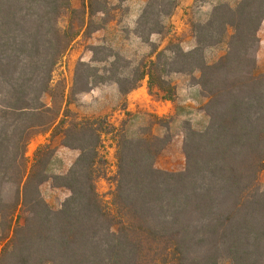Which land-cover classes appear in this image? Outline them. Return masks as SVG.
Masks as SVG:
<instances>
[{"label": "trees", "instance_id": "trees-1", "mask_svg": "<svg viewBox=\"0 0 264 264\" xmlns=\"http://www.w3.org/2000/svg\"><path fill=\"white\" fill-rule=\"evenodd\" d=\"M108 4L87 0L76 9L72 0H0V264H264V72L257 63L264 0L218 3L192 25L193 49L171 43L129 87L114 81L128 94L148 77L149 94L156 90L168 101L177 94L173 75L200 87L208 124L196 130L186 123V164L177 172L156 166L171 136L141 130L130 137L106 120L68 121L71 96L109 81L96 58L99 46L91 63H78L70 95L56 105L57 67L76 37L111 22ZM177 4L148 0L138 37L161 34V19ZM76 13L77 24L71 18L61 25ZM218 47L223 53L210 62L208 50ZM51 128L80 152L65 173L48 169L51 143L40 145L29 164L30 141ZM114 132L117 170L106 203L97 189L101 136ZM47 181L71 193L58 210L42 197Z\"/></svg>", "mask_w": 264, "mask_h": 264}, {"label": "rangeland", "instance_id": "rangeland-1", "mask_svg": "<svg viewBox=\"0 0 264 264\" xmlns=\"http://www.w3.org/2000/svg\"><path fill=\"white\" fill-rule=\"evenodd\" d=\"M81 1L83 0H74V4L80 5ZM133 1L134 0H109L107 18L111 19L112 22L117 16L120 17V25L118 27L109 28L104 36H102L103 32L100 31L90 37L84 36L83 33L76 37L72 48L63 57L61 64L55 71L53 85L55 88L56 105L58 106L61 104L64 95H70L78 63H91L94 57L92 47L99 46L100 49L103 50L99 49V51H97L96 58L104 60V62L100 64V67L105 68L103 73L109 81L105 84L95 86L94 89L96 92L94 94L90 93V90L89 92L71 96L70 99L72 103L69 107L70 119L68 121L90 119L97 120L98 122L106 120L116 128L123 130V132L130 137L139 135L141 130L152 131L158 136H171L172 142L159 155L156 166L162 170L173 172L182 171L186 164L183 152L186 123L189 121L191 126L196 130L203 129L201 127L203 119L199 115V112L197 111V114L191 116V118H186L181 114H171L167 107L156 103V101H161L159 98L161 94H157L156 90H154L153 95L149 94L148 91L149 97H146L143 104L138 105L136 111L129 112L126 110L131 105V100L128 97L129 93L122 94L118 84L114 82L115 80H120L124 88L129 87L143 72L145 65L156 58L159 51L171 43L181 44L179 38L175 34L170 35L172 27L169 25L167 18L161 19V22L163 21V24L161 23L163 27L161 34L155 33L151 35L148 40L139 38L136 34L140 30L137 24L138 22L134 23L133 18H130L129 13H127ZM196 1V5L199 8L198 11H195L191 19V30L194 23L205 21L209 17L210 14L205 17L207 9L213 8L218 3H226L234 6L240 0ZM82 7L83 5L78 9ZM80 17V13H76L73 17L65 16L62 19L61 25H68L71 18H73L74 22L77 24ZM124 17L125 19H123ZM111 22L108 26L111 25ZM146 30H144L143 33L147 35L148 31ZM259 35L264 38L263 31L258 32V36ZM222 53L223 47L210 49L207 52L208 60L212 62ZM171 80L177 85L183 82L190 83L191 77L178 74L171 76ZM141 82L139 86H141ZM82 85L83 84H80L78 88H82ZM85 93L89 94L87 98L83 96ZM45 101L50 104V96H46ZM51 116L52 115H49L48 117L50 118ZM97 124H99V122ZM103 128H105L106 131L110 130L109 127L103 126ZM35 140L36 138L34 137V139L30 141L27 149V157L30 165H32L34 154L39 147L36 146ZM51 145L54 149V154L48 169L53 175L60 174L62 172L59 167H62V165L59 162L61 161L62 164H64L72 161L74 163L80 152L79 150L70 151L68 149H63L57 142L51 143ZM75 153L76 155L78 153L77 157H75ZM100 153L103 157V162L98 166L97 173L99 179L97 181V189L103 196L104 201L110 203L111 194L114 191L112 179L117 170V142L115 140V132L102 134ZM113 171L115 172L113 173ZM260 179L261 187L264 189V169ZM40 190L44 200L54 210L60 209L64 201L71 194L66 188L53 186L52 181L43 183ZM25 216V210L21 209L16 216L17 223L22 224L25 220ZM4 235V232H0V238ZM12 236L13 234L11 233L8 239ZM6 242V240L2 241L1 247H3Z\"/></svg>", "mask_w": 264, "mask_h": 264}, {"label": "crops", "instance_id": "crops-1", "mask_svg": "<svg viewBox=\"0 0 264 264\" xmlns=\"http://www.w3.org/2000/svg\"><path fill=\"white\" fill-rule=\"evenodd\" d=\"M72 2L74 4V0H72ZM86 2L87 0H83L80 2V5L82 6ZM177 2L178 4H177L175 11L170 17L167 18L169 25H171L172 27V31L170 35L175 34L179 38L182 47L185 50H191L197 44L196 39L191 30V19L195 11L196 10L198 11L199 7H197L196 5V2H197L196 0H177ZM146 3H147V0H134L133 1V4L131 5L129 12L127 13H129L130 18H133L134 23H136L138 18L141 16L146 6ZM80 5L74 4L73 7L78 9L81 7ZM211 10H212V7L210 9H207V13H205V17L210 14ZM125 17L123 19H125ZM119 20H120V17L117 16L111 22V25L109 26L107 25L105 28L96 31L95 33H93V35L102 31L103 32L102 36H104V34L107 32L109 28L118 27L120 25ZM260 31L264 32V24L261 26V29L259 30V32ZM259 38H260V43H259V48L257 52L258 70L260 72H264V38L260 37V35H259ZM95 92L96 90L93 88L90 93L94 94ZM88 95H89L88 93L83 94L84 98H87ZM128 97L131 100V105L126 110L129 112L136 111L138 109V105H142L146 97H149L148 78H145L141 82V86H139L137 89L129 93ZM206 101L207 99L202 95L201 89L199 86L191 85L189 82H186V83L183 82V83L177 84V94H176V99L174 101L161 100V101H156V103L161 104L164 107H167L171 114H179V115L181 114V115H184L186 118H191V116H194L195 114H197V111H198L199 115L203 119L201 127L205 128L206 125L208 124V117L203 112L202 107L206 103ZM35 138H36L35 140L36 146H40L45 143L57 142L59 143V146L63 149H68L70 151L74 150L62 144L63 136L61 134H58L53 137V128H51L50 130L46 132L38 134L37 136H35ZM77 156H78V153L77 155L75 153V157ZM59 163L62 165V167L61 166L59 167L62 173L67 172L68 169L73 164L72 161H69L64 164H62V162L60 161ZM114 172L115 171H113V173Z\"/></svg>", "mask_w": 264, "mask_h": 264}]
</instances>
